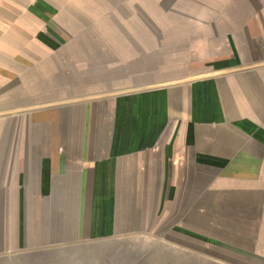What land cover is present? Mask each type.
I'll return each mask as SVG.
<instances>
[{
  "label": "crops",
  "instance_id": "crops-1",
  "mask_svg": "<svg viewBox=\"0 0 264 264\" xmlns=\"http://www.w3.org/2000/svg\"><path fill=\"white\" fill-rule=\"evenodd\" d=\"M173 259L264 264V0H0V264Z\"/></svg>",
  "mask_w": 264,
  "mask_h": 264
},
{
  "label": "trees",
  "instance_id": "trees-1",
  "mask_svg": "<svg viewBox=\"0 0 264 264\" xmlns=\"http://www.w3.org/2000/svg\"><path fill=\"white\" fill-rule=\"evenodd\" d=\"M153 253L154 251L151 249H143V250H136V253L134 251L132 254L136 255L135 258L137 261H145L150 257H152ZM170 264H176L174 259Z\"/></svg>",
  "mask_w": 264,
  "mask_h": 264
}]
</instances>
